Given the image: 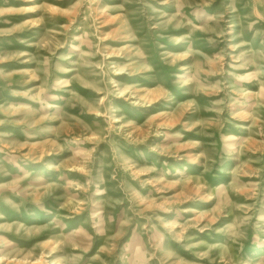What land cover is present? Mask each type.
Returning <instances> with one entry per match:
<instances>
[{"label":"clouds","instance_id":"9594fccd","mask_svg":"<svg viewBox=\"0 0 264 264\" xmlns=\"http://www.w3.org/2000/svg\"><path fill=\"white\" fill-rule=\"evenodd\" d=\"M0 264H264V0H0Z\"/></svg>","mask_w":264,"mask_h":264}]
</instances>
